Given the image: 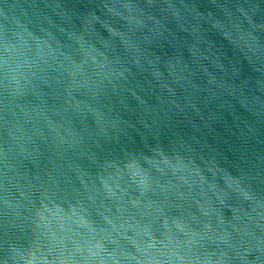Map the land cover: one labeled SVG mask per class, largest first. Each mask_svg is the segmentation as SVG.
I'll return each instance as SVG.
<instances>
[{
	"label": "water",
	"instance_id": "1",
	"mask_svg": "<svg viewBox=\"0 0 264 264\" xmlns=\"http://www.w3.org/2000/svg\"><path fill=\"white\" fill-rule=\"evenodd\" d=\"M0 264H264V0H0Z\"/></svg>",
	"mask_w": 264,
	"mask_h": 264
}]
</instances>
